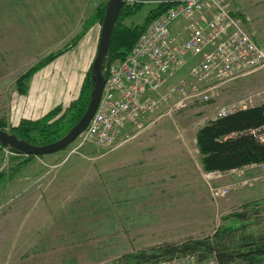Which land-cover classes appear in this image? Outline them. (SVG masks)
Returning a JSON list of instances; mask_svg holds the SVG:
<instances>
[{"label":"rangeland","instance_id":"rangeland-1","mask_svg":"<svg viewBox=\"0 0 264 264\" xmlns=\"http://www.w3.org/2000/svg\"><path fill=\"white\" fill-rule=\"evenodd\" d=\"M125 1L129 9L119 16L118 27H148L158 0ZM107 2L0 0V23L20 16L28 25L22 64L11 78H0L1 130L13 134L23 120L37 121L51 112L50 124L64 126L71 119L69 106L92 74ZM225 2L264 44V0ZM177 27L186 31L185 21ZM100 66L105 78L107 53ZM187 71L181 68L170 82H189ZM43 93L50 101L33 111L32 102ZM22 101L33 118L21 116ZM262 102L264 69L225 85L208 102L144 118L117 138V147L82 141L79 135L63 150L35 156L0 142V264H214L210 255L201 261L194 255H157L130 263L125 256L210 236L223 226L239 228L236 239L250 234L264 241V189L256 185L264 172H207L194 142L196 130L219 110ZM137 134L143 136L134 143ZM246 202L247 219L241 220L234 213L244 212ZM260 261L264 264V257Z\"/></svg>","mask_w":264,"mask_h":264},{"label":"built area","instance_id":"built-area-1","mask_svg":"<svg viewBox=\"0 0 264 264\" xmlns=\"http://www.w3.org/2000/svg\"><path fill=\"white\" fill-rule=\"evenodd\" d=\"M161 3L173 4L145 28L127 56L108 63L99 104L80 134L82 141L117 147V138L144 118L162 115L161 110L169 113L172 107L184 109L189 102H208L225 85L264 69V44L251 36L225 0ZM182 20L186 31L177 27ZM183 67L189 82L181 78L171 83ZM229 113L221 109L217 114ZM249 133L264 141V126ZM244 168L264 172V162L229 171L240 175Z\"/></svg>","mask_w":264,"mask_h":264},{"label":"trees","instance_id":"trees-1","mask_svg":"<svg viewBox=\"0 0 264 264\" xmlns=\"http://www.w3.org/2000/svg\"><path fill=\"white\" fill-rule=\"evenodd\" d=\"M135 1L138 3L140 0ZM172 4H158L156 14L154 12L148 23L158 18ZM128 9L129 6L127 5L120 8L112 28L107 49L108 63L127 56L145 28L144 26L141 30L140 27H118L119 16L126 14ZM91 90L90 76L83 82L77 100L69 106L68 110L72 112V115L70 116L71 119L66 122L68 126L66 124L63 126L58 122L50 124L49 120L55 113L51 112L37 121L23 120L13 134L33 145L38 142L47 144L60 138L66 127L77 122L84 113ZM262 126H264V102L236 109L225 116H217L208 120L196 130L195 134L196 147L202 155L203 169L207 172H226L251 163L264 162V141H260L257 136L249 133V130ZM33 130L38 132L36 137L30 136V132ZM12 150L19 153L15 149ZM249 205V202L244 203L242 207L245 211L234 213V215L241 220H246V210H248L247 207H250ZM238 230L239 228L223 226L216 229L210 236L187 238L178 243L166 244L160 249L158 248L157 252H154L156 250L153 248L151 249L153 252L150 254H147L146 251L127 254L125 256L126 262L130 263L134 259H138V262H146L157 255L169 258L175 255H194L201 261L210 255L214 259V264H261L260 258L264 257L263 237L243 234L236 239L235 233Z\"/></svg>","mask_w":264,"mask_h":264},{"label":"water","instance_id":"water-1","mask_svg":"<svg viewBox=\"0 0 264 264\" xmlns=\"http://www.w3.org/2000/svg\"><path fill=\"white\" fill-rule=\"evenodd\" d=\"M125 3V0H108L106 4L105 15L103 18L97 46V52L91 69L92 90L90 92L89 101L84 113L72 126L68 133L59 140L37 146L30 144L25 140L17 138L14 134H9L0 129L1 143L25 155L40 156L63 150L68 144H70L80 135V133L88 125L99 104L104 85V77L102 76L100 71V63L107 53L111 31L117 19L119 10Z\"/></svg>","mask_w":264,"mask_h":264},{"label":"crops","instance_id":"crops-1","mask_svg":"<svg viewBox=\"0 0 264 264\" xmlns=\"http://www.w3.org/2000/svg\"><path fill=\"white\" fill-rule=\"evenodd\" d=\"M20 21L21 18L19 16V18L16 19L15 22L11 21L7 24L0 23V78L2 76L6 78H11L14 68L19 67L22 64V58L27 54L25 37L28 32V25L25 23L23 24ZM45 95L46 94L44 93L42 95H38L37 98L32 102V107L35 105L33 111H36L38 107L41 108L42 103H45V100L50 101V96ZM22 105H24V101L21 102V110L24 112L21 116L33 118L35 115H31V113L28 114V111L30 110L28 108L26 110H23ZM49 107L50 105L45 110H47ZM18 117L20 118V116ZM142 136L143 135L141 134H137L136 140H133V142L135 143L137 141L139 143L141 141ZM256 185H258L259 189H264V179H262L261 182H257Z\"/></svg>","mask_w":264,"mask_h":264},{"label":"bare ground","instance_id":"bare-ground-1","mask_svg":"<svg viewBox=\"0 0 264 264\" xmlns=\"http://www.w3.org/2000/svg\"><path fill=\"white\" fill-rule=\"evenodd\" d=\"M229 112H231V111H229ZM219 116V115H218ZM220 116H222V115H220ZM10 148V147H9ZM12 149V148H11Z\"/></svg>","mask_w":264,"mask_h":264}]
</instances>
